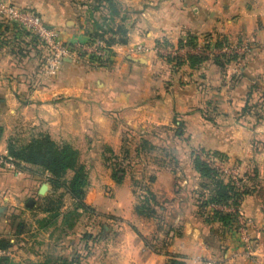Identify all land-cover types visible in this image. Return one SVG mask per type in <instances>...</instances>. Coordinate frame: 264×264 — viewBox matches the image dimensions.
I'll list each match as a JSON object with an SVG mask.
<instances>
[{"label":"crops","instance_id":"crops-1","mask_svg":"<svg viewBox=\"0 0 264 264\" xmlns=\"http://www.w3.org/2000/svg\"><path fill=\"white\" fill-rule=\"evenodd\" d=\"M3 1L35 10L48 26L60 31L64 43L86 41L93 31L84 5L87 0ZM114 3L116 14L109 15L106 8L101 11L107 14L105 27L123 25L127 41L111 46L112 55L104 65L74 55L63 61L54 76L45 72L42 43L15 34L20 25L0 20V155L8 156L10 137L24 142L46 133L57 143L85 149L91 165L99 167L98 148L123 147L128 131L161 137L163 144L188 154L178 157V167H168L169 159L166 164L163 159L156 169L150 188L159 201L157 216L145 218L134 211L135 195L129 183L106 182L114 195L100 192L94 197L90 182L91 206L111 220L104 223L99 240L82 255L80 264H166L170 255L182 256L186 264H264V0ZM188 34L198 38L197 52L212 57L220 40L224 47H236L245 56L222 69L212 58L192 68L186 63L175 66L158 54L163 53L159 42L175 46ZM139 44L142 50L137 49ZM249 91L252 96L245 110ZM179 127L181 136L175 135ZM196 147L225 154L227 160L222 163L227 177L233 174L247 181L257 172L248 181L253 192L240 205L241 215L252 221L246 226L252 253L247 252L240 229L208 223L199 213L201 178L191 158ZM51 177L48 171L24 162L16 169L0 165V237L12 243L0 249V258L7 257L9 264H48L58 256L71 257L78 243L89 246L78 235L75 238L73 231L64 232L63 225L65 238L50 233L62 216L43 225L42 219L48 217L41 210L46 197L62 194V213L74 206L64 203L69 195L63 189L55 191ZM44 183L48 189L40 194ZM31 216L37 220V239L25 245L21 237L28 233ZM169 225L177 232L168 240ZM40 234L47 235L55 253L45 251Z\"/></svg>","mask_w":264,"mask_h":264},{"label":"trees","instance_id":"trees-1","mask_svg":"<svg viewBox=\"0 0 264 264\" xmlns=\"http://www.w3.org/2000/svg\"><path fill=\"white\" fill-rule=\"evenodd\" d=\"M89 10V20L93 24V31L88 32V38L85 42L92 43L96 40H103L107 49L106 57H99L94 54H87L85 52L80 53L82 56H87L89 60L97 63L98 65H104L110 60L112 55L111 46L114 43H125L127 41V29L121 25L116 29L112 27H105L107 14H103L102 9L107 10L109 15H114L118 11L114 0H87L84 2ZM102 14H101V13ZM98 15L96 16V14ZM8 27V26H7ZM20 28H22L20 26ZM16 29L15 34L30 36L34 41H39V39L27 31L26 29ZM72 46L71 43H66ZM157 45L169 47L174 49L173 51H168L163 54L158 51L160 56L166 58L169 63H173L175 66H180L182 64H188L192 68L199 67L203 62L212 58L216 64H218L222 69L226 67L227 64L233 62H239L245 56L244 53L238 52H226L221 51L224 46H226L222 41L218 40L215 42V48L219 51L215 52L212 57L203 52H197L198 49V38L195 35L188 34L186 39H180L178 43L174 46L168 42H159ZM208 47L209 45H205ZM204 46V48H205ZM186 48V51L182 54L178 53L181 49ZM44 49V47H43ZM44 68L46 65V51L44 49L43 53ZM242 73L239 74L241 76ZM252 96V91L247 94V104L245 110L249 108V100ZM263 96V95H262ZM2 133V126L0 125V136ZM183 132L179 127L175 133L177 136H181ZM126 138L130 139L127 145H134V153L140 156L141 152L161 150L166 157L169 159V164H179L178 157L182 155V152L173 148L165 142H159L156 136H150L145 133H135L128 131L125 134ZM126 145V146H127ZM106 152L110 153V156H105V161L107 165L111 168V176L113 181L117 184H121L124 181L126 167L131 166L133 161V154L131 153V148L128 146L124 150L122 157L119 159L118 155H115L109 146H105ZM11 161L15 162L16 166H19L22 162L31 164L40 169L48 171L52 177L49 179L55 191L58 189H63L73 200V207L68 209L66 212L62 213L61 208L63 206V195L55 194L46 197L41 205V210L48 214V217L42 219L44 224L55 223L59 217L62 216L63 231L73 228L72 220H77L82 212H90L94 214L95 209L88 203L87 200V188L89 186V174L88 169L85 164L79 161V152L76 148L68 143H57L53 140L49 134L41 133L33 136L28 141H20L17 137H10L8 141V156ZM192 158V168L200 176L201 182L197 190L198 194V206L199 213L203 216L204 220L208 223L219 222L223 228L229 229H239V213L238 211H228L220 209L217 206H233L236 209L240 207L242 199L245 195L253 192L254 188L248 186V181L254 180L257 176V172H253L252 175L247 176V181L242 177H238L237 180L241 184L239 187L233 177V175L227 177L226 173L215 164V161H226L227 156L220 151H210L204 148L193 149L191 151ZM128 160V161H127ZM168 164V165H169ZM145 167L142 166L140 170V178H135V186L139 185V191L133 189L135 195L134 211L145 218H155L157 216V207L159 206V201L156 198L155 193L150 188V184L155 181L156 176L153 174L149 175L145 180ZM73 172L71 178L66 179L67 173ZM227 177V178H226ZM252 180V181H253ZM254 186V185H253ZM59 195V196H57ZM211 205H214L212 207ZM82 210L80 212L79 210ZM163 224H168L166 219H162ZM163 225V226H164ZM177 230L171 225L168 226L166 231L167 239L173 237ZM92 233L83 232L78 234L80 241L92 240ZM148 243V240L145 238ZM169 242L166 241L165 245ZM12 246L10 240L6 237H0V249H7ZM82 255L75 252L71 257L60 256L57 260L51 262V264H80ZM180 255H170V259L166 264H186V262L180 259ZM49 262V263H50ZM48 263V264H49ZM0 264H9L7 257L0 258Z\"/></svg>","mask_w":264,"mask_h":264},{"label":"rangeland","instance_id":"rangeland-1","mask_svg":"<svg viewBox=\"0 0 264 264\" xmlns=\"http://www.w3.org/2000/svg\"><path fill=\"white\" fill-rule=\"evenodd\" d=\"M79 2L81 0H78ZM98 1V0H95ZM101 13V12H100ZM102 14V13H101ZM140 45V44H139ZM158 49V48H157ZM161 51H163V53H167V51H171L173 49L169 48V47H165V46H161L160 47ZM219 49H215V51H218ZM215 52H212V55ZM240 61V60H239ZM238 63V62H237ZM30 139V138H29ZM127 140L123 142V147L121 148H115V150L113 148L112 151L115 155H118V158L120 159L122 157V154L124 152L125 149L128 148V146L131 148V153L133 154L134 158L132 161L131 166H127L126 167V171H125V176H124V181L123 182H127L130 184V186L133 187V189L135 188L136 191H139V185L135 186L134 184V179L135 178H140V170L142 169V166H144L145 168V174H144V178L145 180L148 178L149 175H155L156 176V169L160 168L161 165L163 164V159L165 160V156L162 153H159L157 150L153 149L152 151H144L141 152V155L137 156L136 153H134V145H127L128 140L130 139L129 137L126 138ZM157 139H161V137H158ZM160 142V141H159ZM62 144V143H60ZM127 145V146H126ZM74 147V146H73ZM75 148V147H74ZM200 148V147H199ZM79 152V161L80 163L85 164V166L88 169V174H89V183H93L90 187L92 190V196L94 197H99V193L105 192V195L107 196H113L114 192L112 190V188H110L108 186V184H106V182L109 183H115L117 184L115 181H113L112 176H111V168L107 165L106 161H105V156H110V153L106 152V148L104 147H99L97 152V155L99 157V161H101L102 165L97 167L98 165L94 166L93 164L91 165V156H89L86 152L85 149L83 148H76ZM181 149V148H180ZM183 149V148H182ZM194 149H198V147L194 148ZM182 151V150H180ZM188 152V151H187ZM185 152L184 150L182 151V155H187L188 153ZM163 155V156H162ZM128 161V160H127ZM223 161H218L219 164H221L222 167H220L223 171H225L223 168H225V164L223 165L222 163ZM225 162V161H224ZM165 164H166V160H165ZM168 167H178L177 164L172 163L171 165L169 164ZM227 167V166H226ZM73 172L69 171L66 175V179L71 178ZM233 175V174H232ZM234 177V175H233ZM237 177V176H236ZM227 178V177H226ZM235 179V177H234ZM152 184V183H151ZM150 184V186H151ZM66 193V192H65ZM59 196V195H57ZM88 203L91 205V201L88 199ZM64 203H67V205L72 204V200L69 198V196H66V199L64 197ZM66 205V204H65ZM93 207V206H92ZM96 211V210H95ZM29 215V213H28ZM31 215V213H30ZM108 214H99V213H90V212H84L83 214H81V216H79L77 218V220L74 221V219L76 217H74V219L72 220L73 228L68 230L69 231H73V236L76 238L78 234H81L83 232H87V233H92L93 237L92 240L88 241V245L87 247H83L84 244H77L78 246L74 248L77 249L76 252L80 253V255H84L87 254L89 251H92V248L94 247L95 243L99 240L100 238V232L101 229L104 225V223H110V220L107 216ZM116 220V219H114ZM36 221V222H35ZM60 221L62 222L63 220L60 219ZM55 226V228H52L53 230H51V234H53L56 238L57 237H62L65 238L64 233L62 232V227H60V225L62 226V224ZM31 223V224H30ZM30 224V226H27V230L28 233L24 234V236L21 237L22 241H26L24 242L25 245H29V243L32 242L33 239H37L35 236L36 233V228L35 227L37 225V220H35L34 218L29 217L28 220V225ZM35 225V226H34ZM40 226V224H39ZM65 232V230H64ZM46 234H49V232H47ZM46 234H40L42 236H38L40 240H42L45 243V251L47 252H52L55 253L54 251V245L53 243L48 240V238H46ZM38 235V234H37ZM21 241V242H22ZM165 245V243L163 244ZM159 247H161L159 245ZM59 250V249H58ZM79 250V251H78ZM253 251V247L251 250V253ZM248 252V251H247ZM56 253L57 256L60 255L59 251H57ZM59 258V256H58ZM55 261V259H52V262Z\"/></svg>","mask_w":264,"mask_h":264},{"label":"built area","instance_id":"built-area-1","mask_svg":"<svg viewBox=\"0 0 264 264\" xmlns=\"http://www.w3.org/2000/svg\"><path fill=\"white\" fill-rule=\"evenodd\" d=\"M0 20L6 23H16L20 25L22 28L26 29L33 35H35L39 41L42 43L45 51H46V65L45 72L49 76H54L58 73L63 61L66 58L72 56H79L80 53L85 52L86 55L94 54L99 57L107 56L106 45L103 40H96L92 43H88L85 41H79L75 43H71L72 46L67 45L61 40L60 31L56 28H52L48 26L42 17L33 9L29 7H21L14 3H8L3 0H0ZM143 47L140 45L137 46L138 50H142ZM172 51V50H171ZM219 51V50H218ZM217 51V52H218ZM221 51L226 52H238L236 47L227 48L224 47ZM84 56V55H83ZM87 57V56H85ZM215 164L219 167L218 161H215ZM0 165L6 166L7 168L16 169L17 166L15 162L11 161L6 156L0 155ZM225 170V168H223ZM227 173V171H224ZM235 177V181L239 187L241 184L237 180L238 177ZM214 207V205H211ZM220 209L228 210V211H238L239 213V223H240V231L244 233V239L246 243V248L248 253H251L252 244L251 239L247 235V225H249L252 221L251 219H246L241 215V209L238 207L237 209L233 206H217Z\"/></svg>","mask_w":264,"mask_h":264},{"label":"water","instance_id":"water-1","mask_svg":"<svg viewBox=\"0 0 264 264\" xmlns=\"http://www.w3.org/2000/svg\"><path fill=\"white\" fill-rule=\"evenodd\" d=\"M47 189H48V184L47 183L42 184V186L40 187V194H45ZM2 211H3V208H0V214Z\"/></svg>","mask_w":264,"mask_h":264}]
</instances>
